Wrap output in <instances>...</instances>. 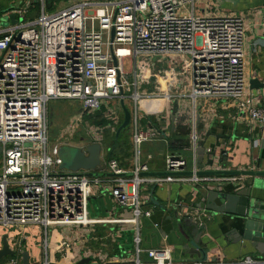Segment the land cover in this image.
I'll return each instance as SVG.
<instances>
[{
	"label": "built area",
	"instance_id": "built-area-1",
	"mask_svg": "<svg viewBox=\"0 0 264 264\" xmlns=\"http://www.w3.org/2000/svg\"><path fill=\"white\" fill-rule=\"evenodd\" d=\"M45 1L40 0L42 11L35 20L25 22L26 12L19 10L16 13L23 22L0 28V226L129 224L137 228L133 264H145L140 258L143 253L150 264H180L166 246L140 247L139 221L151 215L143 211L141 193L170 182L189 183L205 191L245 184L244 176L197 175L199 124L210 117L200 112L205 100L213 101L214 110L221 105L235 109L251 134L263 133L252 138L253 146L264 147V103H248L244 98L243 19L200 16L197 0H74L57 12H48ZM261 26L264 29V15ZM53 101L80 103L77 118L60 136L70 145L85 116L103 111L108 125L88 126L82 143L102 145L103 172L111 178L60 169V147L48 150V106ZM122 101L131 106L134 160L130 173L117 158L104 157L106 132L115 133L124 121ZM175 103L176 118L186 112L191 130L189 146L179 150L170 149ZM144 120L147 127L142 125ZM154 141L166 146L165 172L191 171L193 175L143 176L151 171L142 160V147ZM220 163L217 158L213 165ZM106 181L116 185L108 189ZM104 189L120 208H133L129 219L90 217V200ZM18 250L16 246L8 264L23 263L16 257ZM44 264L51 262L46 259ZM216 264H264V260L245 257Z\"/></svg>",
	"mask_w": 264,
	"mask_h": 264
},
{
	"label": "crops",
	"instance_id": "crops-1",
	"mask_svg": "<svg viewBox=\"0 0 264 264\" xmlns=\"http://www.w3.org/2000/svg\"><path fill=\"white\" fill-rule=\"evenodd\" d=\"M28 1L0 0V23L2 24L0 28L11 25L10 20L6 21V18L12 13L19 19L16 11L24 10L26 12ZM196 13L203 17L234 15L243 19L246 27L244 98L248 103H264V88L262 90L254 89L250 83L254 79L264 83V29L261 26L264 0H197ZM7 22L8 25H5ZM212 102V100H205L204 109L200 111H203L202 114L210 116L208 119L200 121V142L215 152L214 158L221 159V163L210 166L208 156L205 154L203 158L204 170H264V147H254L252 139L256 136L263 137V133L255 131V134H251L248 125L235 109L221 105V107L217 106V110H214ZM130 107L128 105L129 109ZM215 113L217 114L215 115ZM188 118L186 112H180L176 118L175 131L178 130V125L188 128L189 131L185 141L183 140L186 143L184 146H189L191 134L190 126L187 124ZM74 120L72 119L71 123ZM147 123V120L142 121L144 127H147ZM90 125L93 124L85 122L73 139L74 142H82L84 138H87ZM127 128V134L130 136L129 145L132 146V149L128 150L127 145L110 149L107 143V148L104 147V157L109 158L110 151L113 152V158H117L118 155L123 157V159H117L124 170L130 173L133 169L134 148L132 130L130 127ZM208 133L211 134L208 136ZM72 142L71 144H73ZM159 143L162 142H149L142 147V160L149 165L151 172H165V158L168 152L165 151L164 154L162 152V158L158 160L156 156L160 153H154V149L158 148ZM224 151L225 154L222 153ZM129 152L131 157L126 156V153ZM115 155L117 156L115 157ZM104 177L111 178V176L102 178ZM253 184L254 178L248 177L243 186L229 185L225 186L222 191L234 193L245 187L253 186ZM115 185V183L106 181L108 189ZM261 186L253 188V196L255 203L264 209V179L261 181ZM153 188L156 189L155 193H152ZM108 189L98 191L97 195L90 200V217L96 220L129 219L133 208L125 210L120 208ZM205 193L207 191L197 190L192 184L183 182L149 186L147 191L141 193V197L145 201L143 211L150 212L151 215H144L139 221L140 247L143 250H150L166 246L172 250L174 262L180 264L197 262L196 255L192 259L183 249L186 240L181 232V225L185 234L191 238V241L193 240L191 234L193 228L186 226L183 222L185 216L189 215L199 226L204 225L205 227L202 242L207 245L206 251L209 256V260L205 263L216 264L220 261L231 263L245 257L264 260V244H261L262 253L251 243H235L238 240V233L234 228L236 221H239L238 218L230 214L215 215L208 211L206 200L202 197ZM177 210L182 221L181 225L175 217ZM136 235V227L119 223L99 222L91 226L49 228L41 226L5 228L0 226V249L3 238L6 236L11 249L16 250V246H18L19 253L16 257L22 262V254L29 253V264H44L46 259L51 264H81L82 261H87L84 264H133L137 259L134 241ZM12 258V256L6 257L0 264H8ZM140 258L141 262L145 264L151 263L145 253ZM212 258H218V261L213 262Z\"/></svg>",
	"mask_w": 264,
	"mask_h": 264
},
{
	"label": "water",
	"instance_id": "water-1",
	"mask_svg": "<svg viewBox=\"0 0 264 264\" xmlns=\"http://www.w3.org/2000/svg\"><path fill=\"white\" fill-rule=\"evenodd\" d=\"M54 0H46L45 8L46 10H51L53 8ZM40 0H29L27 3V8L36 5ZM11 25H15L18 22H23V19H17L14 13L10 14L8 18ZM8 23V22H7ZM112 38H114V31L112 33ZM114 63L117 64V59L114 56ZM252 88L262 90L264 88V83L258 79L251 80ZM124 111V121L116 132V139L119 138L121 132L129 127L131 122V112L125 106L124 101L121 102ZM178 112V103L174 104V109L172 112V125L171 130L174 132L176 128V114ZM200 121V118H199ZM201 133L199 132V135ZM211 133H208V136ZM82 142H85L82 140ZM205 145L200 144L198 149V168L197 175L200 176H244L249 178H254L253 186H248L242 190L236 191L234 193L225 192L221 190H208L207 193L203 194L202 197L206 200V209L217 214H230L238 218L236 221L234 230L237 231V242H248L253 244L259 252H262L261 244H264V209L255 203V197L253 196V188H260L261 181L264 179V170H204L203 158L204 155L208 156V164L213 166L216 155L215 152L207 150ZM66 151L65 157H59L61 159L60 169L67 172H84V175L88 177H103L112 176L111 174H106L104 170V160L102 157V145L100 143L86 144L85 146H68L66 148L60 147L59 156ZM2 153V148L0 147V156ZM112 151L109 152V157L112 156ZM193 172L183 171V172H149L143 174L146 177H167V176H191ZM153 189L152 193H154ZM175 217L178 219L181 225L182 221L179 218L180 215L178 210L176 211ZM183 222L186 226L192 227L191 232L193 240L188 237L181 225V232L185 236L186 244L183 245V249L194 259L197 256L198 263H205L209 260L208 252L206 251L207 245L202 242V235L205 230L204 225L199 226L192 216H185ZM16 252L12 250L9 246L8 239L5 236L3 238L2 248L0 249V262L8 257H14ZM23 264H29V253L24 252L22 254ZM213 262H217L218 258H212ZM87 261H82L84 264Z\"/></svg>",
	"mask_w": 264,
	"mask_h": 264
},
{
	"label": "rangeland",
	"instance_id": "rangeland-1",
	"mask_svg": "<svg viewBox=\"0 0 264 264\" xmlns=\"http://www.w3.org/2000/svg\"><path fill=\"white\" fill-rule=\"evenodd\" d=\"M72 1L74 0H55L54 1V5L53 8L51 10H47L48 12H57L60 9H63L65 7H67ZM41 7V11H42V6L40 4ZM1 22V20H0ZM2 24L0 23V26ZM5 25H8V23H6ZM9 26V25H8ZM8 26H4V27H8ZM126 68L129 69V65L127 63ZM127 105L130 106V102L127 101ZM81 106L79 102H70V101H53L49 104L48 106V126H49V130H48V150L51 153L52 152V148L56 145H58L59 147H63L66 148L68 146H77V145H83L86 143H82L79 141L74 142L73 140V144L70 145V141H67L66 138H60L61 134H66L69 128V125L72 121V119H76L78 112L80 110ZM72 117V118H71ZM106 146L105 148H107V143L110 147V149L112 148L111 144L112 141L114 139V134L113 132H111L109 134V132H106ZM105 133V134H106ZM124 137L127 138V144L128 145L130 143V139L128 135H125ZM66 151H64L61 156L59 157H65ZM2 157H0V168L2 167Z\"/></svg>",
	"mask_w": 264,
	"mask_h": 264
},
{
	"label": "trees",
	"instance_id": "trees-1",
	"mask_svg": "<svg viewBox=\"0 0 264 264\" xmlns=\"http://www.w3.org/2000/svg\"><path fill=\"white\" fill-rule=\"evenodd\" d=\"M54 1H53V3H54ZM40 14H41L40 3H37L36 5H33V6L29 7V8H27V11H26V13L24 15V21L25 22L33 21L36 18H38L40 16ZM85 121L90 122L92 124L99 125V127H105L106 125H108V121L103 117V111L102 112H98L95 115L85 116ZM127 131H128V128L124 129L121 132V134H120L118 139H116V134H114V139H113L112 144H111L112 148L115 147V149H116L117 147L126 146L127 138L124 137V136L128 135ZM188 132H189L188 128L186 129V127L178 125V130H176L174 132V136H173V141L174 142L170 144V149H172V150L182 149L183 146L186 144L184 141H185L186 136L188 135ZM106 138L107 137L105 136V139ZM106 142H107V140H106ZM127 147H128V150L132 149V146L129 145V144L127 145ZM115 149H114V153H115ZM165 151H166L165 145L163 143H159L158 144V148L154 149V153L155 152L160 153V154H157V156H156L158 160H160L162 158L161 153L163 152V154H164ZM117 155H118V153H117ZM117 155H115V157ZM118 156H117V158L123 159V157H121V156L118 157ZM126 156H130L131 157L130 152L126 153ZM153 189H155V188H153ZM153 189H152V191H153ZM155 191H156V189H155ZM155 191H154V193H155Z\"/></svg>",
	"mask_w": 264,
	"mask_h": 264
}]
</instances>
